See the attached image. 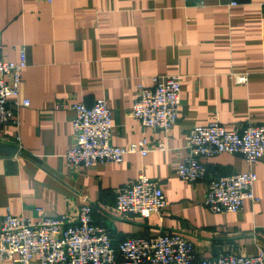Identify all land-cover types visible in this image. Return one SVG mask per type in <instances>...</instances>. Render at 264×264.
<instances>
[{"label":"crops","instance_id":"obj_1","mask_svg":"<svg viewBox=\"0 0 264 264\" xmlns=\"http://www.w3.org/2000/svg\"><path fill=\"white\" fill-rule=\"evenodd\" d=\"M0 39V57L19 61L27 50L20 97L30 100L18 108V124L0 127V142L17 147L0 150V226L8 212L76 216L90 201L95 222L116 243L169 230L192 239L197 259L264 250V156L253 164L239 153L203 156L208 175L193 182L177 172L193 126L264 122V0H0ZM174 73L183 76L182 103L165 133L145 126L132 108L139 84L153 86L154 76ZM98 98L112 110L114 144L145 138L165 148L71 166L72 104L92 106ZM248 170L258 175L257 199L237 212L210 210V178ZM142 174L160 183L167 207L145 217L120 214L119 189Z\"/></svg>","mask_w":264,"mask_h":264},{"label":"built area","instance_id":"obj_2","mask_svg":"<svg viewBox=\"0 0 264 264\" xmlns=\"http://www.w3.org/2000/svg\"><path fill=\"white\" fill-rule=\"evenodd\" d=\"M27 65L26 48L21 49L19 61L0 57V127L18 124V108L30 104L29 99L20 97L22 71ZM182 77L180 73L154 76L153 86L139 84L132 114L145 126L169 133L179 120ZM72 108L75 143L66 157L73 167L121 162L129 153L146 155L153 149L165 148L164 142L150 147L145 138L126 146L114 144L112 110L105 98H98L92 106L75 102ZM189 135V154L177 169L180 177L189 182L208 175L203 156L239 153L249 164L264 156V122L249 120L228 129L214 120L193 126ZM257 178L254 170L211 177L205 199L208 208L221 213L242 210L245 200L257 199ZM167 205L160 183L142 174L119 189L115 208L122 215L145 217L161 214ZM34 257L40 259V264H264V250L256 255L220 252L215 258L197 259L192 239L169 230L155 236H129L116 243L109 229L95 222L90 201L79 206L76 216L42 213L33 219L12 212L5 214L0 226V262L12 259L32 264Z\"/></svg>","mask_w":264,"mask_h":264},{"label":"water","instance_id":"obj_3","mask_svg":"<svg viewBox=\"0 0 264 264\" xmlns=\"http://www.w3.org/2000/svg\"><path fill=\"white\" fill-rule=\"evenodd\" d=\"M0 150H3L7 153H15L17 151V147L0 142Z\"/></svg>","mask_w":264,"mask_h":264}]
</instances>
